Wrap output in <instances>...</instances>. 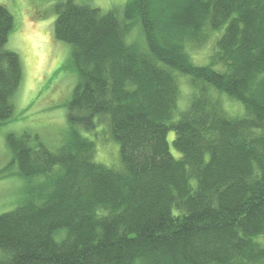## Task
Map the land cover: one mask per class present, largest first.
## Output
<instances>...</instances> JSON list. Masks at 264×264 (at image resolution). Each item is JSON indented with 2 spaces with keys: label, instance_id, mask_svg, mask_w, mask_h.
Listing matches in <instances>:
<instances>
[{
  "label": "trees",
  "instance_id": "trees-1",
  "mask_svg": "<svg viewBox=\"0 0 264 264\" xmlns=\"http://www.w3.org/2000/svg\"><path fill=\"white\" fill-rule=\"evenodd\" d=\"M55 1L54 36L77 75L69 132L57 152L35 134L7 136L0 180L44 183L0 215V264H264V0H130L108 12ZM14 27L0 6V123L24 80L6 49ZM212 36L211 64L196 65L190 54ZM98 129L120 146L118 168L97 163L81 133Z\"/></svg>",
  "mask_w": 264,
  "mask_h": 264
},
{
  "label": "rangeland",
  "instance_id": "rangeland-1",
  "mask_svg": "<svg viewBox=\"0 0 264 264\" xmlns=\"http://www.w3.org/2000/svg\"><path fill=\"white\" fill-rule=\"evenodd\" d=\"M81 5L98 8L102 12L122 10L130 0H75ZM55 0H0L14 17V31L9 37L6 49L15 52L21 60L24 80L14 97V114L7 123H0V171L10 164L12 156L7 147V136L11 133L38 135L39 140L51 151L57 152L68 136L67 105L71 101L77 85V75L71 62V46L59 42L54 36L57 19ZM225 28L218 37L224 33ZM217 37V38H218ZM132 38L144 45L140 26H135ZM214 37L203 50L190 55L198 66L211 64L214 54ZM216 48V46H215ZM217 70H223L221 66ZM180 78L183 96L180 102L186 103L190 92L186 78ZM188 80V79H187ZM185 105V104H184ZM227 109L242 112L237 105L226 102ZM186 108V106H185ZM84 137L95 142L98 155L96 162L111 168L120 166V146L101 129L95 133L81 132ZM175 133L168 135L171 153L179 158L174 149ZM42 180L26 181L18 176L0 180V215L15 210L32 187H39ZM3 256L0 251V258Z\"/></svg>",
  "mask_w": 264,
  "mask_h": 264
}]
</instances>
